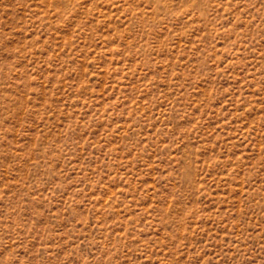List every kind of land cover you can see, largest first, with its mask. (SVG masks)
I'll use <instances>...</instances> for the list:
<instances>
[{"label": "rangeland", "instance_id": "obj_1", "mask_svg": "<svg viewBox=\"0 0 264 264\" xmlns=\"http://www.w3.org/2000/svg\"><path fill=\"white\" fill-rule=\"evenodd\" d=\"M0 264H264V0H0Z\"/></svg>", "mask_w": 264, "mask_h": 264}]
</instances>
